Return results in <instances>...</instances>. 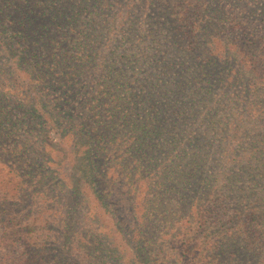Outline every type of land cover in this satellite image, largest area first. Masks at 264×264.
<instances>
[{"label": "trees", "instance_id": "1", "mask_svg": "<svg viewBox=\"0 0 264 264\" xmlns=\"http://www.w3.org/2000/svg\"><path fill=\"white\" fill-rule=\"evenodd\" d=\"M0 264H264V0H0Z\"/></svg>", "mask_w": 264, "mask_h": 264}, {"label": "rangeland", "instance_id": "2", "mask_svg": "<svg viewBox=\"0 0 264 264\" xmlns=\"http://www.w3.org/2000/svg\"><path fill=\"white\" fill-rule=\"evenodd\" d=\"M12 91L13 90H9V96H10V99L12 100V98H13V100H15V99H17V93H14V96L12 95Z\"/></svg>", "mask_w": 264, "mask_h": 264}]
</instances>
